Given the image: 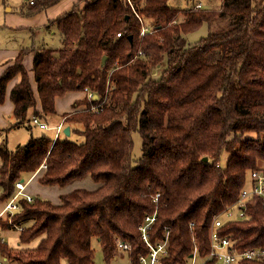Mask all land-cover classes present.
I'll use <instances>...</instances> for the list:
<instances>
[{
  "label": "trees",
  "instance_id": "trees-1",
  "mask_svg": "<svg viewBox=\"0 0 264 264\" xmlns=\"http://www.w3.org/2000/svg\"><path fill=\"white\" fill-rule=\"evenodd\" d=\"M57 1L36 0L25 12ZM253 1L202 8L172 7L168 0H78L50 21L61 47L19 49L0 73V103L19 76L10 90V127L28 122L30 109L53 113L55 97L67 91L86 88L93 96L75 100L73 108L83 107L64 114L65 122L83 125L82 142L40 134L13 149L0 145V200L10 199L15 182L42 164L41 184L62 186L88 175L97 185L63 193L56 202L20 197L19 210L0 216V229L22 226L19 244L42 236L34 247L0 241L7 263L94 264L92 239L109 262L119 237L130 243L136 264L148 249L139 225L152 214L150 238L168 235L163 264L185 262L194 250L209 253L213 217L238 201L248 171L264 172V1L257 7ZM215 20L226 28L186 41V34ZM142 23L150 30L141 33ZM29 51L34 88L22 63ZM134 130L141 154L132 163ZM241 207L244 217L223 221L220 234L236 250L264 248L263 201L253 195Z\"/></svg>",
  "mask_w": 264,
  "mask_h": 264
},
{
  "label": "crops",
  "instance_id": "crops-1",
  "mask_svg": "<svg viewBox=\"0 0 264 264\" xmlns=\"http://www.w3.org/2000/svg\"><path fill=\"white\" fill-rule=\"evenodd\" d=\"M24 1L27 2L28 7L32 5L29 4L27 0ZM76 1L78 0H58L56 3L41 9L40 11H38V13L36 12L35 14L24 16L26 14H24L21 11V10L24 11L22 7L23 4L20 5V7H18L19 5L18 0H0V73L4 70V68L7 65L13 62V59L20 48H24V47L38 48V47L46 46L44 41L45 38L43 34H46V31L51 32L52 28L57 29L55 23L54 22L50 23V21L53 20L59 14L69 10ZM26 39H27V43L25 42ZM32 58H33V51H29L24 55L22 59V63L24 68L28 72L29 81L32 87L34 88L35 87L34 76H33V71L31 69ZM18 80H19V76L16 75L9 81L5 91L4 100L3 102L0 103L1 136L3 135V132L9 131V129L18 128L21 126H26V128L29 129L28 125L31 128L32 124L39 126L38 123L45 124V127L39 126V128L47 132L53 131L52 139H55L56 137H60V138L67 137L71 134L72 131L79 130L77 127L74 126V124H76L75 122H65L64 114L83 107V106H79L77 108H73V102L75 100L81 99L86 96L84 90H71V91H67L65 94L61 96H56L54 103L55 111L53 113L47 115H42L41 113L34 114L33 111L30 109L28 111V116H27L28 122H25L16 127H10V125L14 122V120L11 121V118L13 116L12 114L13 104L10 99V90L11 87ZM36 110L40 111V105L38 103L36 105ZM33 117L37 118V122L33 121ZM54 121H57L56 124L49 126V122H54ZM66 126L68 127V134L64 132ZM30 135H32L31 130H29V136ZM1 138H3V136ZM42 168L44 167L40 165V167L37 168L35 172L30 174L27 179H24V177L20 178L21 180H27L25 191L31 194V196L33 195L31 191H29V183H31V181L34 179H37L38 181L39 173H40L39 171ZM60 195L61 194L59 193L58 196L60 197ZM13 228H18L20 230L22 226H15ZM11 247H29V246H23L19 244V240H18L17 245ZM61 264H68V263L66 259H62Z\"/></svg>",
  "mask_w": 264,
  "mask_h": 264
},
{
  "label": "built area",
  "instance_id": "built-area-1",
  "mask_svg": "<svg viewBox=\"0 0 264 264\" xmlns=\"http://www.w3.org/2000/svg\"><path fill=\"white\" fill-rule=\"evenodd\" d=\"M29 4H33L36 0H27ZM199 6V4L197 5ZM150 28L147 24L142 23L141 25V33L149 31ZM119 35V33H118ZM139 54H142L139 52ZM86 96L91 98L93 93L91 91L86 90ZM33 121L37 122V118L33 117ZM40 127H45L44 123H38ZM45 167V164L41 165ZM26 181L17 180L15 182L16 191L12 195L10 199L6 201L2 210L0 211V216L5 213L8 215H12L15 211L19 210L20 205L18 199L23 197L28 201L32 199L31 194L25 191ZM258 196L264 203V172L261 170H250L249 178L247 184L241 189L240 196L235 205L238 206L237 216L235 217V213L231 209V206L226 207L221 213L214 216L212 222L209 227V240H210V250L209 253L205 256H200L194 250L186 259L185 262H181L179 264H205V262L209 259H213L215 264H236L242 259H264V248L260 247H246L242 250H236L232 248V240L227 235H222L219 232L220 226L223 224V221L220 218V214H224L227 219L231 218H242L245 215L243 207L244 199L250 196ZM156 199V197L154 198ZM234 215V217H233ZM155 219L154 214L144 216L143 222L139 225L140 237L144 244L147 246V252L144 254H140L136 264H163V258L168 255V235L164 233V237L158 240L153 241L150 238L149 231L151 225ZM0 241H4L0 237ZM116 252L113 257L116 259L119 253L122 257L127 256L128 264H133L130 250L131 245L129 242L120 239L119 237L115 238ZM0 264H9L6 262L5 258H0Z\"/></svg>",
  "mask_w": 264,
  "mask_h": 264
},
{
  "label": "rangeland",
  "instance_id": "rangeland-1",
  "mask_svg": "<svg viewBox=\"0 0 264 264\" xmlns=\"http://www.w3.org/2000/svg\"><path fill=\"white\" fill-rule=\"evenodd\" d=\"M263 1L264 0H254L252 3L254 6L257 7V6L261 5V3ZM18 2H19L18 7H20V5L23 4L22 7H23L24 11H22V12L26 15L21 14V13H18V14H21L24 16L35 14V13L25 12L27 10L26 8L28 7V4L26 1L18 0ZM196 3H199L202 8H217L220 5V0H168V4L172 7H189V6H192ZM225 28H226V25H225V22L223 20H215L210 24H208L207 22H204L197 30H194V31L186 34L185 39L188 43H194L198 39H200L201 37L208 35V33L211 31H220V30L225 29ZM52 32H55V33H52ZM43 35L45 38V40H44L45 45L47 47L56 49V48H59L62 46L58 29L52 28L51 32L46 31V34H43ZM25 42L27 43V39L25 40ZM162 65H163V63L160 66H162ZM158 74H159V71H157L154 75L157 76ZM85 93H86V91H85ZM13 120H14V117L12 116L11 121H13ZM56 122L57 121L49 122V126L55 125ZM74 126L77 127L79 130L83 128V125L81 123H78V122H76V124H74ZM29 130H31V133L34 136H37V135H40L41 133H44L48 137L52 138V135H53V131L47 132V131L39 128L38 125L32 124L31 128H29V129H27L26 126H21V127L12 128V129H9V131L3 132V135H2L3 138H1L2 136L0 134V145H5L6 147L12 149V148L16 147L18 144L25 143L29 137ZM79 130L72 131L71 134L69 136H67V138L70 139L71 141H74V142H78V143L82 142L84 140V137L79 132ZM61 136H63V135H61ZM132 139H133V147H132L131 155H132V163H134L135 160L141 154V137H140V134L138 133L137 130H134L132 132ZM226 158H227V153L222 152L221 158H220V163L222 165L225 164ZM260 164L264 165L263 162H261ZM23 177H24V179H27L28 175H24ZM248 178H249V171L246 173L247 182H248ZM24 181H27V180H24ZM38 182L39 181H37V179L32 180L31 183H29V191H31L33 196L34 195L35 196L39 195L41 197L44 196L53 202L59 201V198H58L59 193L60 194L66 193V192L71 191V190L76 189V188L93 189L97 185L88 175H85L84 177H81V178H76V179H74V180H72V181H70V182H68L62 186H60V185H45V184H41ZM0 194H1V189H0ZM8 199L0 200V211L2 210L4 204L6 203V201ZM231 209L235 213V217H236L237 216L236 214L238 211V206L234 204L231 207ZM233 217H234V215H233ZM220 218L222 220H227V217L224 214H220ZM18 234H19L18 228L0 229V237L4 241H6V243L10 246H16L17 245ZM41 236L42 235L35 237L34 239L29 241L28 243H24L21 245L33 247V246L37 245ZM92 247L94 249V258H93L94 264H128L127 256L124 255L122 257L120 253L118 254L119 256L116 259L112 258L109 262H106L103 259L101 247H100V245L96 239H92ZM1 257L3 258L4 256L1 255Z\"/></svg>",
  "mask_w": 264,
  "mask_h": 264
},
{
  "label": "water",
  "instance_id": "water-1",
  "mask_svg": "<svg viewBox=\"0 0 264 264\" xmlns=\"http://www.w3.org/2000/svg\"><path fill=\"white\" fill-rule=\"evenodd\" d=\"M104 59H105V56L102 57L101 63H103ZM94 97H95V95H94ZM64 132H65L66 134H68V127H67V126L65 127ZM206 159H207V158L204 157V160H206Z\"/></svg>",
  "mask_w": 264,
  "mask_h": 264
}]
</instances>
